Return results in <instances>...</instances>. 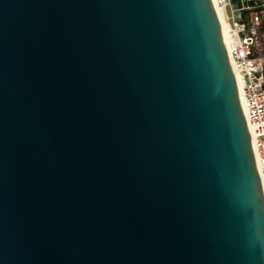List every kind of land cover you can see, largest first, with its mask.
<instances>
[{
    "label": "water",
    "instance_id": "1",
    "mask_svg": "<svg viewBox=\"0 0 264 264\" xmlns=\"http://www.w3.org/2000/svg\"><path fill=\"white\" fill-rule=\"evenodd\" d=\"M0 264H264L212 0H0Z\"/></svg>",
    "mask_w": 264,
    "mask_h": 264
},
{
    "label": "built area",
    "instance_id": "2",
    "mask_svg": "<svg viewBox=\"0 0 264 264\" xmlns=\"http://www.w3.org/2000/svg\"><path fill=\"white\" fill-rule=\"evenodd\" d=\"M212 1L227 25L225 46L240 77L238 94L264 197V0Z\"/></svg>",
    "mask_w": 264,
    "mask_h": 264
},
{
    "label": "bare ground",
    "instance_id": "3",
    "mask_svg": "<svg viewBox=\"0 0 264 264\" xmlns=\"http://www.w3.org/2000/svg\"><path fill=\"white\" fill-rule=\"evenodd\" d=\"M213 4H214V7H215V10H216L219 22H220V27H221V31H222V34H223L224 43L227 44V25L225 23V20H224L222 14H221L220 8L218 7V5L215 2H213ZM230 64H231V68H232V71H233V74H234V77H235L237 89H238V92H239L240 91V86H241L240 85V77H239V74L237 72V69H236L235 65L231 61H230ZM243 113H244L245 119L247 120L244 108H243ZM260 181H261V179H260Z\"/></svg>",
    "mask_w": 264,
    "mask_h": 264
},
{
    "label": "trees",
    "instance_id": "4",
    "mask_svg": "<svg viewBox=\"0 0 264 264\" xmlns=\"http://www.w3.org/2000/svg\"><path fill=\"white\" fill-rule=\"evenodd\" d=\"M234 3H238L239 0H232Z\"/></svg>",
    "mask_w": 264,
    "mask_h": 264
}]
</instances>
